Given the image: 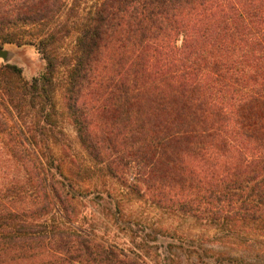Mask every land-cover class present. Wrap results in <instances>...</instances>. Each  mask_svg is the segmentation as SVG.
<instances>
[{"label":"trees","instance_id":"trees-1","mask_svg":"<svg viewBox=\"0 0 264 264\" xmlns=\"http://www.w3.org/2000/svg\"><path fill=\"white\" fill-rule=\"evenodd\" d=\"M5 43L45 65L27 80L0 61V264H147L74 225L60 106L94 161L153 205L264 220V0H0Z\"/></svg>","mask_w":264,"mask_h":264},{"label":"rangeland","instance_id":"rangeland-1","mask_svg":"<svg viewBox=\"0 0 264 264\" xmlns=\"http://www.w3.org/2000/svg\"><path fill=\"white\" fill-rule=\"evenodd\" d=\"M70 40L68 37L61 44V52ZM2 48L6 50V60L0 57V61L16 64L25 79L43 70L45 62L33 45L5 43ZM63 75L65 70L61 67L56 74L59 85ZM61 90L59 86V102ZM59 108L60 137L64 143L55 146L54 155L63 163L74 189L81 194L75 199L77 221L74 225L88 228L119 250L140 256L147 264H264L263 219H234L220 225L173 208L153 205L121 185L94 161L80 145L62 107ZM3 177L0 171V182ZM127 177L131 179L132 174ZM108 193L122 203L123 217L117 221L118 213L116 217L111 215L113 209L107 205ZM101 198L103 204H97ZM46 219L52 225L65 226L57 216L49 215Z\"/></svg>","mask_w":264,"mask_h":264},{"label":"water","instance_id":"water-1","mask_svg":"<svg viewBox=\"0 0 264 264\" xmlns=\"http://www.w3.org/2000/svg\"><path fill=\"white\" fill-rule=\"evenodd\" d=\"M0 57L3 59V60H6V50L1 48L0 49Z\"/></svg>","mask_w":264,"mask_h":264}]
</instances>
